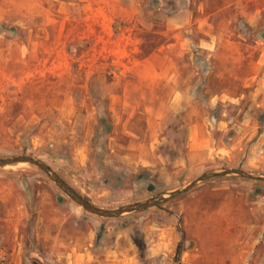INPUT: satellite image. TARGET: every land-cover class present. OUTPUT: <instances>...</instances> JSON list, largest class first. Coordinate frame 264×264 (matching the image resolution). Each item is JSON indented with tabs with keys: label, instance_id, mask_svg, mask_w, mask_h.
Instances as JSON below:
<instances>
[{
	"label": "rangeland",
	"instance_id": "374dc122",
	"mask_svg": "<svg viewBox=\"0 0 264 264\" xmlns=\"http://www.w3.org/2000/svg\"><path fill=\"white\" fill-rule=\"evenodd\" d=\"M94 206L264 175V0H0V159ZM0 264H264V182L115 219L0 168Z\"/></svg>",
	"mask_w": 264,
	"mask_h": 264
},
{
	"label": "water",
	"instance_id": "95a60500",
	"mask_svg": "<svg viewBox=\"0 0 264 264\" xmlns=\"http://www.w3.org/2000/svg\"><path fill=\"white\" fill-rule=\"evenodd\" d=\"M22 163L35 166L42 172H44L52 182H54L71 200L81 206L86 212L96 215L98 217L108 219H115L127 214H133L150 208L160 207L162 204L189 192L201 183L215 178L238 177L247 180L264 182V175L251 173L241 169L215 170L203 174L199 178L193 180L185 186L180 187L179 189L163 194L158 199L135 203L132 205L121 207L116 210H106L98 208L91 204L89 201H87L73 187H71L54 169H52L47 163L40 159L28 155H22L9 159H0V168Z\"/></svg>",
	"mask_w": 264,
	"mask_h": 264
}]
</instances>
